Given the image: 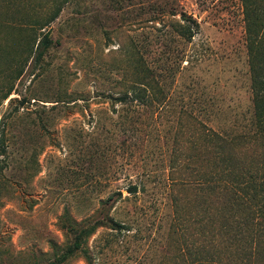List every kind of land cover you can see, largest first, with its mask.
Listing matches in <instances>:
<instances>
[{"label":"rangeland","instance_id":"obj_1","mask_svg":"<svg viewBox=\"0 0 264 264\" xmlns=\"http://www.w3.org/2000/svg\"><path fill=\"white\" fill-rule=\"evenodd\" d=\"M263 66L264 0H0V264H264L217 225L211 141ZM234 152L264 186V144Z\"/></svg>","mask_w":264,"mask_h":264},{"label":"trees","instance_id":"obj_2","mask_svg":"<svg viewBox=\"0 0 264 264\" xmlns=\"http://www.w3.org/2000/svg\"><path fill=\"white\" fill-rule=\"evenodd\" d=\"M162 9L163 6L157 5ZM171 9L175 6H169ZM164 11H162L163 13ZM174 14V10H173ZM199 22L181 12L178 32L187 39L194 36ZM52 43L51 33L44 35V45L38 52L37 58H41ZM252 82L253 108L242 121H235L229 126H217L211 129V141L215 148L216 182L213 186L214 199L217 203L216 218L218 227L223 228L227 242H231L228 236H232L238 242L239 255L244 257L250 251L255 258L263 256L264 244L262 240L264 232V186L257 181L258 165L253 158L245 159L236 155L237 146H245L246 143L261 142L264 144V66L257 70ZM155 78L146 73L144 78L137 82L133 92L119 96L117 99L124 103L146 104L151 99L150 94L155 90ZM157 92V91H156ZM253 146H250V148ZM260 155V154H259ZM260 158V157H259ZM257 168V172L254 171ZM136 185L129 187V192L137 193ZM120 227L122 224L119 225ZM89 233L91 229L82 230ZM81 247L79 236L74 244L66 250L62 256L67 257ZM248 247L246 250L245 248ZM213 261V259L211 260ZM211 261H202L209 264ZM55 264V263H51Z\"/></svg>","mask_w":264,"mask_h":264}]
</instances>
